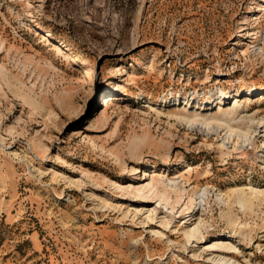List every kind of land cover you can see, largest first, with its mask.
<instances>
[{
    "label": "rangeland",
    "instance_id": "rangeland-1",
    "mask_svg": "<svg viewBox=\"0 0 264 264\" xmlns=\"http://www.w3.org/2000/svg\"><path fill=\"white\" fill-rule=\"evenodd\" d=\"M263 90L264 0H0V264H264Z\"/></svg>",
    "mask_w": 264,
    "mask_h": 264
},
{
    "label": "bare ground",
    "instance_id": "bare-ground-1",
    "mask_svg": "<svg viewBox=\"0 0 264 264\" xmlns=\"http://www.w3.org/2000/svg\"><path fill=\"white\" fill-rule=\"evenodd\" d=\"M239 90H237V92H238ZM244 91H245V93L243 94L244 96H246L247 98H248V96H250L251 94H253L254 92L253 91H255V89L254 88H246V89H244ZM253 92V93H252ZM262 92H264V90L262 91ZM238 94V93H237ZM231 96V94L229 93V94H227V92H219V94H218V99H219V102L221 103L223 100H226L227 98H229ZM234 97L235 96H237V95H233ZM232 97V96H231ZM105 101H104V106H106L107 105V103H108V99L107 98H105L104 99ZM218 101V100H217ZM238 102V101H237ZM237 102H234V104L232 105V107L230 108V109H222V114L224 115V114H228V113H230V112H237V111H239V107H240V105H241V103H237ZM240 111H241V109H240ZM243 113V112H242ZM263 119V118H262ZM218 121V120H217ZM258 121V120H257ZM254 122V121H253ZM262 122V121H261ZM217 123H220V124H223V123H227L226 121L225 122H223V123H221L220 121L219 122H217ZM205 124H207L206 126H207V129H212V126H211V124L209 125V122L207 121ZM231 125V124H230ZM229 124H226L225 125V127L227 128V130H226V134L224 135V139H225V141L226 140H230V138H232L233 137V135L236 137V139H238V138H243V142L245 141V142H247V141H249L250 143H252V141H253V135L251 134V127H253L252 126V123H251V125L248 127V129L246 130V131H242V130H240L239 128L238 129H235V128H232V126H230ZM254 126H255V129L253 130L254 132L255 131H257L258 130V128L259 127H262V126H264V125H262V126H260L261 125V123L260 122H256L255 124H253ZM201 126V125H200ZM199 126V127H200ZM204 126V125H203ZM202 127V126H201ZM200 127V128H201ZM199 128V129H200ZM204 128V127H203ZM204 129H206V128H204ZM214 130V129H213ZM263 131H264V129H263ZM253 132V133H254ZM222 136V135H221ZM223 137V136H222ZM224 141V142H225ZM236 143V142H235ZM223 144V143H222ZM170 182H174V181H170ZM168 183H163V179L162 178H159V179H156V178H152L151 179V181L148 183V187H149V189L151 188V187H153L154 189H155V191L153 190V192L151 193V194H149L148 195V193L145 195L146 196V198H148V196H150L149 198H151V196H152V194H154L155 196H157V195H159L158 196V204L160 203V201L161 200H164V199H166L167 198V196H168V192H170V191H168V189H169V187H170V185H169V187H165L166 185H167ZM178 183H176V181H175V183L173 184L174 185V187L177 185ZM162 186V190L163 191H161V193L159 192L160 191V187ZM178 186V185H177ZM177 186H176V188H177ZM175 188V190H177ZM138 190L140 191V188H138ZM170 190H172V189H170ZM174 190V189H173ZM242 191V190H241ZM205 193V191L204 190H202V194H204ZM142 194V193H141ZM144 195V194H143ZM153 195V196H154ZM240 197V196H239ZM201 200H203V197L201 198ZM243 200H244V198H243V196L242 197H240L239 198V202L241 203V204H243ZM245 201V200H244ZM158 204H156V205H154L152 208H148V209H146V210H148V214H147V216L149 217V219L151 218V219H154V217L156 216V213H157V211L159 210H161L160 209V205H158ZM151 216V217H150ZM165 216V215H164ZM228 220V223H232L233 224V219L232 218H228L227 219ZM202 228L203 227H201V225H200V222H197L196 224H194L192 227H190L189 229H187L186 230V236L189 238V237H193L194 238V240H195V242H202V240L206 237L205 235H204V231H202ZM186 237V239L188 240V238ZM188 242V241H187ZM209 244V243H208ZM206 247H208L209 249H211V250H216L217 252V259H219V261H221L222 262V260L224 261V262H226V259H225V255H227V253L225 252V249H230V248H232V246H229V245H227V244H225V243H223V242H219V243H215V244H211V245H207ZM206 249V248H205ZM219 253V254H218ZM215 257V256H214ZM229 258V257H228ZM229 260V259H228ZM225 264V263H224Z\"/></svg>",
    "mask_w": 264,
    "mask_h": 264
}]
</instances>
